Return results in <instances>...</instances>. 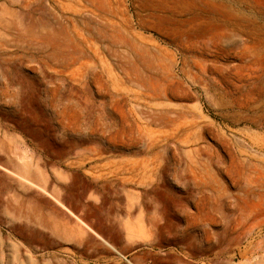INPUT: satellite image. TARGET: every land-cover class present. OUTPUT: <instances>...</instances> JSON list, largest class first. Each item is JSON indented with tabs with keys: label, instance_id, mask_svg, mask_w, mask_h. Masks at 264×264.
Instances as JSON below:
<instances>
[{
	"label": "rangeland",
	"instance_id": "obj_1",
	"mask_svg": "<svg viewBox=\"0 0 264 264\" xmlns=\"http://www.w3.org/2000/svg\"><path fill=\"white\" fill-rule=\"evenodd\" d=\"M0 264H264V0H0Z\"/></svg>",
	"mask_w": 264,
	"mask_h": 264
},
{
	"label": "bare ground",
	"instance_id": "obj_2",
	"mask_svg": "<svg viewBox=\"0 0 264 264\" xmlns=\"http://www.w3.org/2000/svg\"><path fill=\"white\" fill-rule=\"evenodd\" d=\"M228 28V23L225 22L224 24H214L213 29L210 32V40L213 41L215 44H219L222 42L221 40L224 39L225 31Z\"/></svg>",
	"mask_w": 264,
	"mask_h": 264
}]
</instances>
